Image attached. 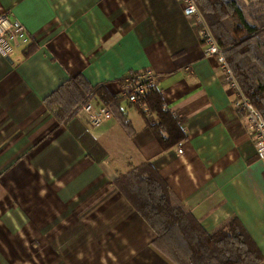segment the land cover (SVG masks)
Returning <instances> with one entry per match:
<instances>
[{"label": "crops", "instance_id": "crops-1", "mask_svg": "<svg viewBox=\"0 0 264 264\" xmlns=\"http://www.w3.org/2000/svg\"><path fill=\"white\" fill-rule=\"evenodd\" d=\"M199 4L207 9L205 0ZM182 8L181 0H0V14L11 12L30 37L28 46L0 52V264H36V245H55L47 237L62 228L65 252L52 254L61 264H88L90 229L97 238L106 230L107 245L116 250L98 261L171 264L114 187L144 164L205 232L236 217L264 257V165L247 119L234 109L235 91L219 64L204 58ZM144 72L152 73L163 110L186 137L165 151L150 129L154 117L120 93L129 74ZM76 77L116 98L109 106L92 100L111 112L98 128H89L80 111L60 123L46 105ZM105 191L125 203L124 213L108 208L119 220H94L93 227L68 220L75 209L84 213L88 197ZM73 245L84 252L74 256Z\"/></svg>", "mask_w": 264, "mask_h": 264}, {"label": "trees", "instance_id": "trees-1", "mask_svg": "<svg viewBox=\"0 0 264 264\" xmlns=\"http://www.w3.org/2000/svg\"><path fill=\"white\" fill-rule=\"evenodd\" d=\"M198 1L195 0L197 7L223 50L240 91L264 118V0L251 4L244 0H205V11L203 7L200 10ZM94 97L107 106L117 102L104 88L89 86L83 77L62 84L45 102L57 121L68 123ZM142 103L148 115L154 117L150 129L162 150L185 140L181 125L163 110L162 98L156 90L148 89ZM142 114L146 113L142 111ZM121 125L124 130L128 129L125 120ZM114 187L153 231L152 247L169 263L264 262V257L236 217L213 233L205 232L150 164L131 167L127 174L114 181Z\"/></svg>", "mask_w": 264, "mask_h": 264}, {"label": "built area", "instance_id": "built-area-1", "mask_svg": "<svg viewBox=\"0 0 264 264\" xmlns=\"http://www.w3.org/2000/svg\"><path fill=\"white\" fill-rule=\"evenodd\" d=\"M181 1L183 6L182 13L196 29L203 48L204 58H212L219 64L226 81L235 91L236 100L233 104L234 109L244 114L247 119V130L253 140L256 157L264 165V118L240 91L225 61L224 52L216 43L195 0ZM29 44L30 37L26 28L11 12H2L0 14V52L5 54L7 49L12 45L28 46ZM153 87L154 79L151 72L132 73L126 77L120 93L125 96L128 103L137 105L139 109L148 114L147 108L143 105L142 101L148 89H152ZM80 112L83 114L89 128H98L111 118L109 109L97 104L95 101H90L88 104L82 106ZM178 153L181 154L182 151L179 150Z\"/></svg>", "mask_w": 264, "mask_h": 264}, {"label": "rangeland", "instance_id": "rangeland-1", "mask_svg": "<svg viewBox=\"0 0 264 264\" xmlns=\"http://www.w3.org/2000/svg\"><path fill=\"white\" fill-rule=\"evenodd\" d=\"M256 1H259V0H244V2H246L247 4L255 3ZM198 4H199V1H198ZM199 8L201 10V4H199ZM116 199H117L116 196L113 193L111 194V191H108V192L105 191L104 196H102L101 193H98L95 196L88 197L85 203H83L82 210L84 213L81 214V211H79L80 209H78V211H76L77 209H75V211L71 214V217H69L68 220L69 221L70 220L72 221L83 220L84 222L88 223V225L89 224L91 225L94 220H100V221L119 220V218H115L114 215H111L112 213H108V208H122V213L126 211L125 209L126 206H125V203L123 202V199L121 203L117 202ZM102 210H104L105 212L103 213ZM68 225H69V222L68 223L64 222L62 227H66ZM93 226L94 224L91 225V227ZM72 230L75 232V229H72ZM89 232L92 236L89 238V242L87 245L88 246L87 248L88 256L86 257V261L88 264H122V263H125L119 260L118 261L116 260L106 261V260L99 259L98 261L99 255L103 256L105 253H109L113 251L116 252V250L114 246L107 245L109 244L108 243L109 238L107 235H103V234H107L106 230L101 229L98 232L100 233L99 238H97L96 235L94 236L93 229H90ZM64 234H65V230L63 228L59 230L58 229L53 230L52 233H50V235H48L47 238L53 239V237H55L56 238L55 245L48 244L46 247L41 246L40 248L36 245V255H37L36 258H38L36 259V264H52V261H55V258L53 257L52 254H54L55 252H59V253L65 252L64 247L66 246L64 245V241H65ZM74 235L75 233H73L72 236H70V242L73 239ZM74 242H76L75 239H74ZM78 247H79L78 245H73L72 249H70L69 251L73 252L74 256H76L77 253H81L82 251L84 252V250L81 251V249ZM47 253H49L52 256H44ZM61 263L63 262L55 261L54 264H61Z\"/></svg>", "mask_w": 264, "mask_h": 264}]
</instances>
